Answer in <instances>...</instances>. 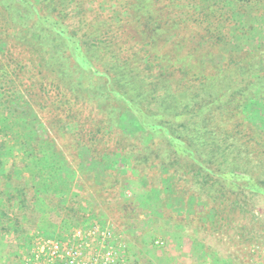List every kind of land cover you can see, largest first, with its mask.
I'll list each match as a JSON object with an SVG mask.
<instances>
[{
    "label": "trees",
    "instance_id": "16d2710c",
    "mask_svg": "<svg viewBox=\"0 0 264 264\" xmlns=\"http://www.w3.org/2000/svg\"><path fill=\"white\" fill-rule=\"evenodd\" d=\"M261 2L0 0V105L17 117L21 129L13 138V151H8L11 145L6 135L0 137V221L4 228L19 232L23 224L36 221L40 230L50 210H56L66 223L57 227L58 234L41 232L45 237H60L72 227L88 224V214L77 200V184L95 176L83 167V151L94 164L116 159L115 166L105 164L100 182L117 175L118 184L123 177L133 197L137 196L131 186L138 182L143 185L144 195L138 196L142 200L156 196L160 204L162 196L174 195L171 178L178 171L172 176L168 172L180 163V173L185 170L181 176L198 184L201 191L207 189L209 199L217 186L234 192L239 180L243 190L264 199L263 39L252 50L229 49L222 64L212 61L230 43L228 24L233 12L243 22L257 19L258 27L264 25L262 14L248 10ZM196 68L205 73L200 72L204 83L194 75ZM223 71H229L228 80L214 99L207 86L214 87L216 73L223 78ZM176 74L183 79L167 96L178 108L173 118L159 113L151 116L147 105L152 104L142 102L149 101L148 97L166 101L161 94L168 90L166 81ZM152 87L159 88L160 96ZM183 97L194 100V105L188 106ZM126 114L135 118L136 133L119 127L118 120ZM220 114L222 130L228 129L231 137L217 136L210 130L214 125L208 126L207 117L218 120ZM180 121L192 126L191 141L177 135L184 127ZM175 123L179 125L176 130L171 126ZM37 126L40 132L34 131ZM25 131L33 136L20 135ZM194 142L197 147L208 144L210 153L218 155L240 148L242 156L239 152L237 159L246 168L237 170L236 159L229 162L232 166L227 171L209 168L211 160L199 157ZM160 144L172 150L174 160L167 166L159 164L158 158L153 163L148 159L150 154L159 156L153 150ZM142 149L145 153L139 152ZM10 152L19 171L26 169L29 175L8 171ZM166 208L172 207L167 204ZM158 209L165 219L170 218L163 206Z\"/></svg>",
    "mask_w": 264,
    "mask_h": 264
},
{
    "label": "rangeland",
    "instance_id": "374dc122",
    "mask_svg": "<svg viewBox=\"0 0 264 264\" xmlns=\"http://www.w3.org/2000/svg\"><path fill=\"white\" fill-rule=\"evenodd\" d=\"M248 10L249 13H255L256 15L260 13V15L262 14V16H264V0L258 8H248ZM232 11H234V9ZM242 20L237 12H233L232 19L228 24L230 28L232 27V38L230 39V43L224 45L220 54L216 57L214 56L212 60L214 63L219 62L222 64L224 61L223 55H225L229 49L239 52L248 47V49L252 50L260 46V39H263L264 42V25L258 27L261 26V24H259L261 22H257V19H250V21L244 22ZM247 26L250 28L245 31ZM112 32H115V29L112 30ZM109 38L111 39V37ZM200 72V68H196L194 70V75L197 76L198 82L204 83V80H202L200 76L202 72ZM228 72L229 71H225L224 74L223 71V78H221L220 73H216L217 78H214V81L212 80L214 87L207 86L208 91L211 92L214 99L224 90L228 80V78H226ZM182 79L181 75L176 74L172 79L166 81V89L168 90H165L161 94L162 99H166V101L161 102V100L155 98V102V100H151L148 97L149 101L142 102L143 105H147L148 103L152 104V107L151 105H147V107L150 108L148 110L150 115L151 113L152 115L159 113L162 114V116L165 115L166 117L173 118L175 114L174 110L178 108L167 96L172 95V93L176 91ZM214 82L216 84H214ZM138 86H141V84H138ZM207 87L205 88L207 89ZM151 89L156 95H159L157 94V91L160 92L159 88L152 87L150 90ZM166 91L171 92V94H165ZM205 98L207 99V97H203V99ZM183 99V102L189 101L185 99V97H183ZM193 105L194 100L188 102V106L191 107ZM222 108L226 109L227 107L222 106ZM165 109H167V112ZM186 111H189L191 114L193 113L192 110ZM163 117H159L160 120L164 121ZM221 117L222 114H220L218 120L213 119V116L207 117V123L208 126L214 125L210 130L213 129L217 136L225 139L231 134L228 129H226L228 132L222 130L224 125L221 124ZM235 120L236 119H234V121ZM213 121H215V123ZM118 123L119 127L127 131V133H136L138 129L136 120L131 114L121 116ZM220 124L222 126H218ZM177 125L176 123L175 125L171 124L174 130H176L175 127ZM179 125H184V127L183 130L180 128L177 131V135L181 136L186 141H191L193 139L191 137L193 133L192 126L186 125L181 121ZM179 125L177 127H179ZM215 127H217V129ZM40 130L41 128L39 126H37V128L34 127L35 132H40ZM20 131L21 129H19L17 117L12 115L11 112L9 113L6 111L3 106L0 105V137L6 135L9 146L11 145L8 151L14 150L13 138H16V136L18 137ZM20 135L33 136L31 132L28 133L27 131ZM141 142H145L144 138ZM193 147L197 149L201 159L211 160L209 168L227 171L231 169L232 165L229 164V162L233 159H236L233 161V165L237 170L240 167L246 168L240 165L243 160L239 161L237 159L240 155L242 156L240 148L227 149L224 151L225 154L221 153V155H218L217 151L216 153H210L208 144L207 146L197 147L194 142ZM154 148L153 151L159 154V156L150 154L148 159L151 162H157L156 158L161 160L159 164L163 166H167L169 163L173 162L174 157L169 147L160 144L158 147L154 146ZM144 151L146 150L142 149L139 152ZM67 152L71 153V149H67ZM8 154V158L10 160L12 159V167H10L12 170L8 169L9 172L15 176H27L31 173L27 172L26 169L20 172L17 167L18 163L16 164L13 161V154L11 152ZM80 157H82L83 160V167L86 166L85 170L93 172L94 175L92 177L95 176V181L93 178L88 181L82 178V180L78 182L79 198H77V200L80 199L79 203L83 211L88 214L87 219H90L89 223L96 220L105 221L122 237L128 250L129 259L133 260L134 264H254L264 262V199L263 196L259 194L254 195L247 190H243L240 180L236 182V190H234V192L231 190L232 188L217 186L214 191L215 197L213 196L209 199L207 196V189L201 191L198 184L189 182L185 176H181L182 171L185 170L182 168L180 173V163V165L169 168L168 172L170 176H172V174L176 175V171H178L177 176H172L171 178H174L172 181L174 195L171 197L162 196V201H159L160 204H158L156 196L150 197L147 200H142L138 197L144 195L143 185L138 182L133 181L131 186L133 188L132 191L137 197L130 195L131 191L128 190L129 186L124 183L126 180H124L123 177L118 179V184H116L117 175L110 176L104 183L100 182V178H102L104 174L103 171L106 169L105 164L111 163V165L115 166L116 159L109 157V160L101 165L91 163L88 153H85V151L81 152ZM7 165H10V161ZM8 166L5 168H8ZM158 172L155 171V174H158ZM241 172L245 171H240V173ZM124 185L125 188L122 190L121 187ZM71 188L74 191L77 189L75 186ZM89 193L92 196L88 195ZM171 198L174 199L173 202L169 201ZM167 204L172 208H166ZM158 205H160V207L163 206L167 216L171 215L172 217L170 216L168 220L165 219L163 217V212L159 213ZM176 213H179V215ZM182 215H184V217H181ZM45 216V221L40 224V230L36 228L37 222L35 220L33 223L23 224L19 232L17 228L5 229L4 224H1L2 222L0 221V264H18L19 259L25 255L34 235L37 233L40 234L41 232L58 234L57 227L59 228L61 225L64 226L66 223L65 220V222L61 221L63 218L56 210H50L47 214L45 213ZM73 228L74 227H72V229ZM64 233L66 232L64 231L63 234ZM156 240H161L163 242L162 246H155L153 243Z\"/></svg>",
    "mask_w": 264,
    "mask_h": 264
},
{
    "label": "built area",
    "instance_id": "2783aa9c",
    "mask_svg": "<svg viewBox=\"0 0 264 264\" xmlns=\"http://www.w3.org/2000/svg\"><path fill=\"white\" fill-rule=\"evenodd\" d=\"M162 246L161 240L153 243ZM18 264H131L122 237L105 221L74 227L60 237L36 234ZM254 264H264L258 262Z\"/></svg>",
    "mask_w": 264,
    "mask_h": 264
}]
</instances>
